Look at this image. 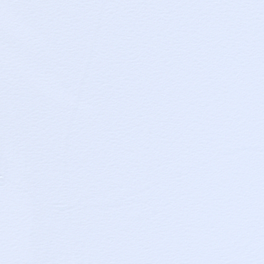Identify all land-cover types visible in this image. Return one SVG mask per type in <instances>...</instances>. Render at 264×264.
Instances as JSON below:
<instances>
[{"label":"snow or ice","instance_id":"obj_1","mask_svg":"<svg viewBox=\"0 0 264 264\" xmlns=\"http://www.w3.org/2000/svg\"><path fill=\"white\" fill-rule=\"evenodd\" d=\"M0 264H264V0H0Z\"/></svg>","mask_w":264,"mask_h":264}]
</instances>
